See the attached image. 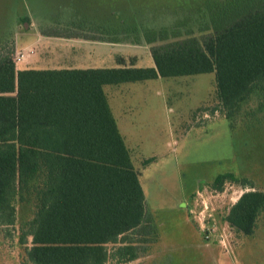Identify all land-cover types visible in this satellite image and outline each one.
<instances>
[{"label":"trees","instance_id":"16d2710c","mask_svg":"<svg viewBox=\"0 0 264 264\" xmlns=\"http://www.w3.org/2000/svg\"><path fill=\"white\" fill-rule=\"evenodd\" d=\"M198 17L199 37L164 42L140 28L147 44L164 42L152 46L156 68L118 58L116 68L18 70L13 51L0 53V227L17 231L22 264H130L160 238L104 84L214 72L232 135L264 119V0L206 1ZM227 183L249 190L225 221L254 236L264 191L233 172L210 187Z\"/></svg>","mask_w":264,"mask_h":264},{"label":"rangeland","instance_id":"374dc122","mask_svg":"<svg viewBox=\"0 0 264 264\" xmlns=\"http://www.w3.org/2000/svg\"><path fill=\"white\" fill-rule=\"evenodd\" d=\"M206 1L216 0H0V53L13 51L15 58L29 47L27 60L52 54L58 64L67 50L44 35L75 34L123 41L94 50L106 65L120 66L119 57L128 65L141 55L137 67H148L153 45L204 34L198 11ZM140 28L169 37L147 44ZM138 39L147 49L131 46ZM20 64L18 70L26 67ZM121 85L128 93L116 101L130 103L136 116L128 127L137 146L132 161L160 235L130 264H264V218L254 236L237 232L224 219L249 189L230 183L223 192L210 187L219 174L233 172L264 191V119H244L232 135L214 72ZM22 255L17 231L0 227V264H22Z\"/></svg>","mask_w":264,"mask_h":264},{"label":"crops","instance_id":"0c3cea01","mask_svg":"<svg viewBox=\"0 0 264 264\" xmlns=\"http://www.w3.org/2000/svg\"><path fill=\"white\" fill-rule=\"evenodd\" d=\"M107 9V8H106ZM94 12V10H93ZM91 12V14H93ZM45 38H49L53 41V39H57L58 46L61 49V47L64 45V49L66 48V54L65 55H58V64H54L53 61L55 60L54 56L47 55V56H35L32 59H28L25 62L21 63L20 65H24L26 67L22 68L21 70H45V69H103V68H116L120 66H114V64L111 62L112 65H106L108 64L105 61V56L103 57L101 54L99 56H94V50L98 49L99 47H106L107 45H114V44H120L111 42L110 40H99L98 38H90V37H82L75 34H60L58 36L55 35H44ZM53 46L57 45V43L52 42ZM60 43V44H59ZM122 45V44H121ZM124 45V44H123ZM131 46H141L145 49H147L148 46L144 45V43L140 45H131ZM68 47V48H67ZM29 48V47H25ZM101 48V49H102ZM23 49V48H21ZM120 58V57H119ZM148 67L156 68L154 59L152 57V54L150 56L148 55ZM124 59V58H123ZM125 60V59H124ZM132 63L135 67L140 66L139 64L143 61L142 56L140 55L135 56L131 59ZM118 63V62H117ZM130 62L128 63V65ZM110 66V67H108ZM161 77L159 74L153 78L158 79ZM149 80V79H146ZM145 81V80H142ZM130 82V81H128ZM128 82H120V83H108L104 84V90L108 97L109 105L111 107L112 113L114 115V118L116 119V122L118 124V127L120 129L121 134L124 137V140L126 142V145L128 146L132 158L134 155V150L137 152V146L132 145V136L128 131V127L133 125V119L136 116H133L131 112H133L132 105L127 104H119L118 101H116V98H119L120 96H123L127 94V90L122 87L121 84L128 83ZM130 91V90H129ZM114 101V104L111 102ZM224 117V116H223ZM123 128V130H122ZM130 142V143H129Z\"/></svg>","mask_w":264,"mask_h":264},{"label":"built area","instance_id":"2783aa9c","mask_svg":"<svg viewBox=\"0 0 264 264\" xmlns=\"http://www.w3.org/2000/svg\"><path fill=\"white\" fill-rule=\"evenodd\" d=\"M31 52L33 50L31 48H24L20 51H17L16 56L14 58L16 64L23 63L27 60L28 57H30Z\"/></svg>","mask_w":264,"mask_h":264}]
</instances>
